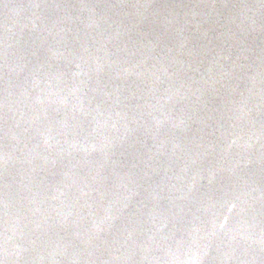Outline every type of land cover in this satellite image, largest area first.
I'll list each match as a JSON object with an SVG mask.
<instances>
[{"label":"water","instance_id":"obj_1","mask_svg":"<svg viewBox=\"0 0 264 264\" xmlns=\"http://www.w3.org/2000/svg\"><path fill=\"white\" fill-rule=\"evenodd\" d=\"M0 264H264V0H0Z\"/></svg>","mask_w":264,"mask_h":264}]
</instances>
